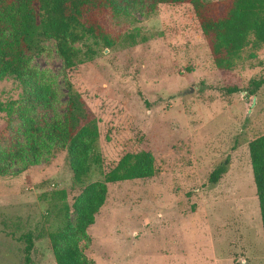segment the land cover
I'll return each instance as SVG.
<instances>
[{
    "label": "rangeland",
    "instance_id": "rangeland-1",
    "mask_svg": "<svg viewBox=\"0 0 264 264\" xmlns=\"http://www.w3.org/2000/svg\"><path fill=\"white\" fill-rule=\"evenodd\" d=\"M97 18L108 43H77L74 67H63L53 40L30 53L31 79L47 100H29L19 80L0 79V102L14 108L0 111V264H24L27 234L30 264H56L49 233L66 213L74 223L86 184L139 151L152 155L156 171L108 183L94 223L76 236L87 264H264L248 150L264 132V84L249 92L264 75V48L246 47L231 69L217 68L189 3L139 0L128 14L105 9ZM72 92L99 132V163L78 183L65 146L44 133Z\"/></svg>",
    "mask_w": 264,
    "mask_h": 264
},
{
    "label": "trees",
    "instance_id": "trees-1",
    "mask_svg": "<svg viewBox=\"0 0 264 264\" xmlns=\"http://www.w3.org/2000/svg\"><path fill=\"white\" fill-rule=\"evenodd\" d=\"M219 2L150 0V7L160 3H189L203 35L210 40L215 66L231 69L246 47L264 48V0H221V9ZM137 3L139 0H0V79L13 77L19 80L25 90L26 87L31 90L29 93L25 91L29 100L33 97L40 102L47 100L46 91L32 81L33 72L28 69L29 55L37 49L39 40H53L63 67L72 68L80 61L77 43L89 38L106 41L98 13L109 9L115 14H128ZM263 84L264 75L252 79L249 92L254 94ZM228 91L237 89L228 88ZM79 101L77 94L70 93L62 119L44 132L48 140L65 146L67 162L77 183L87 176L91 164L100 160L94 153L99 136L97 125L88 118V112ZM0 111L12 113L13 104L0 102ZM29 124L34 133L42 132L33 122ZM248 150L264 238V132L249 140ZM227 163L226 159L212 170L210 182L219 180ZM155 171L149 152H127L102 180L86 184L79 200L73 204L74 223L66 213L63 226L49 233L56 264H87L76 236L85 235L88 226L94 223L95 214L105 202L108 183L150 177ZM61 193L64 196L63 190ZM25 240L24 264H30L33 242L29 234Z\"/></svg>",
    "mask_w": 264,
    "mask_h": 264
}]
</instances>
